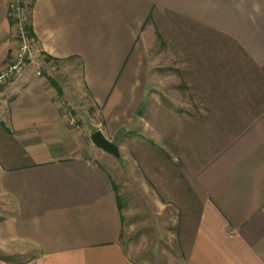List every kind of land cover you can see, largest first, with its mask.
<instances>
[{
  "label": "crops",
  "instance_id": "1",
  "mask_svg": "<svg viewBox=\"0 0 264 264\" xmlns=\"http://www.w3.org/2000/svg\"><path fill=\"white\" fill-rule=\"evenodd\" d=\"M27 1L33 58L75 61L96 128L124 133L118 159L67 141L63 89L33 61L2 90L0 238L34 249L19 264H138L122 243L127 187L169 211L150 264H264V0ZM9 5L0 72L18 47ZM158 45L187 98L154 95Z\"/></svg>",
  "mask_w": 264,
  "mask_h": 264
},
{
  "label": "rangeland",
  "instance_id": "2",
  "mask_svg": "<svg viewBox=\"0 0 264 264\" xmlns=\"http://www.w3.org/2000/svg\"><path fill=\"white\" fill-rule=\"evenodd\" d=\"M25 2L26 5L27 3L29 4L27 0ZM28 26L27 24L26 30ZM150 55L153 59L151 77H153V85L155 87L154 95L161 99L167 98L172 100V102L187 98L186 90L180 86L179 76L174 66L175 62L169 57L165 48L162 45H158L150 50ZM32 61L37 65L38 70L50 76L63 89L61 112L65 128L70 135L67 141L74 144L83 142L87 147L93 146L90 141V135L93 131L98 130L96 127H98L97 123H99L100 117L96 113L95 108L90 105L87 96L81 95L80 89H77L80 73L75 61L67 60L61 62L53 58L46 60L45 57L39 56L37 58L32 57L30 62ZM72 62L74 63V68L69 73L67 67L71 68ZM123 133L124 131L119 132L117 139H113V143L116 144ZM134 190L127 187L121 193L122 204L124 198L130 200L129 204L124 205L125 210H129V217L125 218L126 232L123 234L122 243L127 249V253L138 264H150L152 260L159 257L160 251L166 242L165 231L167 226L165 222L167 220L165 216L169 214V211L166 209L162 215L160 214L163 218L159 217L160 215H154L146 206V201L149 197L147 192L144 193L142 188H140V192L143 194L138 195L136 191L134 194ZM11 208L12 205L6 202L5 198L0 194V226L12 214ZM170 217L173 220V213H170ZM174 226L175 223L173 224ZM23 247L26 249L24 245L6 244L0 238V264H19L34 251L33 248L23 251Z\"/></svg>",
  "mask_w": 264,
  "mask_h": 264
},
{
  "label": "built area",
  "instance_id": "3",
  "mask_svg": "<svg viewBox=\"0 0 264 264\" xmlns=\"http://www.w3.org/2000/svg\"><path fill=\"white\" fill-rule=\"evenodd\" d=\"M9 6V16L16 30L18 48L12 61L0 72V93L21 77L33 57L35 48V40L26 30L29 9L25 0H10Z\"/></svg>",
  "mask_w": 264,
  "mask_h": 264
},
{
  "label": "water",
  "instance_id": "4",
  "mask_svg": "<svg viewBox=\"0 0 264 264\" xmlns=\"http://www.w3.org/2000/svg\"><path fill=\"white\" fill-rule=\"evenodd\" d=\"M90 141L98 149L119 158L120 153L117 144L107 139L100 130H95L90 135Z\"/></svg>",
  "mask_w": 264,
  "mask_h": 264
},
{
  "label": "trees",
  "instance_id": "5",
  "mask_svg": "<svg viewBox=\"0 0 264 264\" xmlns=\"http://www.w3.org/2000/svg\"><path fill=\"white\" fill-rule=\"evenodd\" d=\"M27 32L29 33V35L33 36L32 30H31V28L29 26L27 27ZM45 58H46V60L52 59L48 55H45ZM46 77H47V80H49V82L51 83V85H53L55 87V89L57 90L58 94L60 95L61 94V90H60V87L58 86V84L55 81H53L50 76H47L46 75Z\"/></svg>",
  "mask_w": 264,
  "mask_h": 264
}]
</instances>
